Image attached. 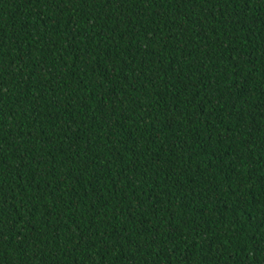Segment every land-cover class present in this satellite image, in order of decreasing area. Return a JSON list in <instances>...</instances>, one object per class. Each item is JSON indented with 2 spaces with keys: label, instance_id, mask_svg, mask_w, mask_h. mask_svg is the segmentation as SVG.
Instances as JSON below:
<instances>
[{
  "label": "trees",
  "instance_id": "obj_1",
  "mask_svg": "<svg viewBox=\"0 0 264 264\" xmlns=\"http://www.w3.org/2000/svg\"><path fill=\"white\" fill-rule=\"evenodd\" d=\"M0 264H264V0H0Z\"/></svg>",
  "mask_w": 264,
  "mask_h": 264
}]
</instances>
